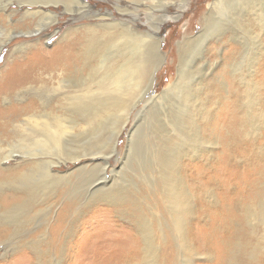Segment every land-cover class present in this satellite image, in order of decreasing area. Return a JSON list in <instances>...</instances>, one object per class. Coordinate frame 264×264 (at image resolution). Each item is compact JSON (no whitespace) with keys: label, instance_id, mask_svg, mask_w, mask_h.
<instances>
[{"label":"rangeland","instance_id":"rangeland-1","mask_svg":"<svg viewBox=\"0 0 264 264\" xmlns=\"http://www.w3.org/2000/svg\"><path fill=\"white\" fill-rule=\"evenodd\" d=\"M85 1L92 4V6L91 8H82L80 12L67 10L62 2L48 5L49 10L58 15L59 20L52 27L44 29L42 36H31L32 33L21 32V30L28 31V29L33 28L38 21V16L33 18L26 17L23 11L29 8L34 9L35 5L31 4L30 0H10L8 9L16 12L11 16L12 21L7 19V15L4 12H0V26L21 30L0 51V90L8 83V76L26 71L27 67L34 63L33 59L35 57L32 54L31 45L35 40H37V45L42 46L45 56H48L65 42L68 43L82 35L86 31V26L102 21H129L138 30L144 31L152 30L151 25L159 22L161 17H166L165 22L161 24V29L157 33V37L161 40L160 48L165 60L156 72V79L151 90L146 89V80L141 81L135 89L139 102L126 122L127 124L125 123L121 130L117 139V152L110 159L105 171L102 168H98L97 165L101 161L96 160L97 156L68 161L66 164L56 168L55 172L57 174L70 173L72 175L74 190L68 193L65 190L67 186L62 187V194L58 197L56 202L58 204L53 210L59 211L60 207L68 202L72 203L76 208L80 205L81 197H83V200L89 197L88 191L91 193L93 189L103 185H105L104 191L114 186L112 191H115L116 194L120 192L126 193L131 198H134L135 194H139L140 197L146 199V202L154 204L150 195L149 184L146 182V179H150V177L149 175L146 179L143 177L148 171L144 169L142 176L138 175L141 174L138 171L141 166L138 168L137 162H139V165L140 162L144 163L145 166L152 164L154 153H152L153 155L150 158L151 164L145 160L144 156L154 151V149L156 150L154 144H161L158 138L165 131V128L161 127L164 121L162 116H166L167 111L171 110L169 100L165 101L159 97L166 88L175 82L181 53L187 54L186 64H189L190 68H193L195 63H197V67L202 66L201 72L198 70L194 73V76L196 75L195 82H197L194 87L195 91L197 90L198 92L200 87H202L203 91L207 93L212 85L216 92V95L210 94L209 98H211V101H208L204 96L206 101L202 107L203 110L196 111L194 116H192L193 130H198L199 125L201 137L203 135L202 140L198 142L191 137L190 132L189 135L187 133L185 138L183 136L182 146V149L185 147L183 150L187 153L186 155L184 153L183 157L181 156L182 158H178V165H181V162L183 164L181 166V168L183 167L181 175L184 173L183 175L186 177L188 196L191 197L193 203L196 204L197 201L196 191L204 193L203 203H199L202 207L201 211L196 206V216L193 221L197 222V224L189 232L195 244L194 248H196L198 253L193 260L197 264H264V222L253 218L248 222L249 219L247 217L245 219V211L258 212V202L264 201V196H262L264 192V0H247V3H244L247 6V10H245L246 8L243 4H241L243 6H239V1L234 2L236 8L234 7L233 14H226L229 2L225 3L226 7L224 6V10V7L222 9L219 8V10L217 6H213L217 2L216 0ZM108 12L111 13L109 16L100 15ZM241 18L243 19L241 20ZM7 21L12 24L8 26ZM209 22L212 26L207 31H210V34L220 31L221 36L219 38L209 36V39L206 38V41L203 40L200 43L192 42L190 43L191 45L187 46L190 50L184 51L182 42L185 39H189V37L191 39L195 38ZM239 25L246 26L244 32L242 30L239 31ZM246 29L247 32L245 31ZM3 32V34H7L4 29ZM245 33L247 36H245ZM3 34L0 35L1 38L4 37ZM246 40L247 58L242 66L240 62L242 61L243 43ZM81 48L83 50V46ZM203 53L205 58L202 60V57L199 56ZM240 65L241 68H239ZM233 66H236L235 70H233ZM41 67L37 69L39 72H43L41 74L43 81L48 82L51 86H58L59 80L68 74L64 73L62 75L63 73L60 70L47 71ZM76 73L75 76L80 77V72L77 71ZM193 78L190 79L192 80ZM37 84H40V82H36ZM32 85L35 86V82ZM205 85L206 88H204ZM207 85H209L208 88ZM241 91L242 93H240ZM233 96L239 100L237 107H234L231 102ZM4 101L0 100V106L6 105ZM17 102L15 98H12L7 105ZM209 112L210 114L208 115ZM107 122L109 124L107 123L106 130L101 131L102 136L97 134L100 139L97 142L93 140L96 145H99L105 138L106 140L110 139L109 130L113 126L110 119ZM244 128L247 129L245 130ZM133 131H135L137 140L130 154L131 156L127 157L130 136ZM1 132L2 130H0V139L3 138ZM171 135H173L175 143L180 142L179 138L181 135L179 130ZM229 137L234 139L233 147L239 150L237 155L229 162L231 164H228V161L225 160L224 152V147L230 140ZM10 139L7 140L9 141ZM172 146L175 148L174 144ZM173 148L172 150L174 151ZM109 149L110 146L107 145L103 151L108 152ZM92 152L97 151L96 149H90L87 154ZM19 156L20 154H17V157ZM16 162L17 160L12 158L9 162L5 161L0 167L3 169L4 165L10 166ZM193 164L196 166L202 165V170L209 169V171H204L202 174L204 183L202 190L197 188L195 180H191L190 174L193 172ZM156 178H159L157 174ZM210 178L215 180V182L207 185ZM197 183L202 184L200 181ZM134 185L136 186L134 187ZM47 189H45L46 193L48 192ZM136 189H138L139 193H136ZM244 193L247 195V210H243V205H239L242 204ZM88 200H90L91 205L84 210L83 214L85 213V216L79 219L75 217L74 237H70L67 240L65 254L67 260L63 261L62 264H116L118 260L116 253H121L126 249L122 244L127 241H134V239L138 242H143L141 234L135 229V225H137L140 217L141 223H143L145 221L143 218L151 216L150 209L145 203L140 205V203L136 202L133 205L132 203L123 204L120 202L118 206H115L107 200H99L97 204L93 203L91 198ZM136 207L140 210L137 213L138 217L140 216L139 218H135V212L132 210V208ZM56 211L51 213L49 218L51 223L54 220V216L56 217ZM188 217L190 219L192 215H188ZM226 218L230 221L233 220V224L229 229L225 223ZM82 219H86V222L79 225ZM0 220V225L10 226L9 223L6 224L5 219L0 218ZM39 222L35 223L34 226L36 227L32 225L30 228L33 227V230L29 231L30 235L37 240L34 245L20 243L11 247V245L9 246L8 243L3 241L8 233L4 237H0V264H56L55 261L60 258L61 251L57 252L54 249L55 244L52 241V233L54 232L45 229V227L37 226ZM44 229L47 230L45 235ZM154 231L157 234L155 246H152L153 251H157L155 253V264H162V262L163 264H174L173 261L177 260L178 256L174 253L176 243L174 242L173 234L168 229L159 230V226L156 224L154 225ZM163 233L164 238H162ZM72 240L74 241L71 246ZM37 244L38 247H36ZM224 246H226V249L223 250ZM228 252L229 256L227 255ZM23 253L24 256L26 255L25 257L21 256ZM191 254L192 252L185 256L186 260L190 259ZM27 260L28 263H26ZM136 263H145L144 254Z\"/></svg>","mask_w":264,"mask_h":264},{"label":"bare ground","instance_id":"bare-ground-1","mask_svg":"<svg viewBox=\"0 0 264 264\" xmlns=\"http://www.w3.org/2000/svg\"><path fill=\"white\" fill-rule=\"evenodd\" d=\"M30 1L32 2L31 4L35 5V8H29L23 11V14L31 18L38 16V21L34 26L37 28L34 29L33 27L28 29V31L20 30L21 32L32 33L31 36H42L44 29L52 27L59 20L58 15L47 7L50 4H59L62 2L67 10L74 12H80L82 8H91L92 6V4L87 3L85 0ZM216 1V4L214 3L215 5L213 6H217V9H222L225 3L229 2L226 14H233L232 11L236 8L234 2L239 1L238 4L240 7L243 5L245 6V2L247 3V0ZM242 1L243 3H241ZM9 3L10 0H0V12H4L7 15V19L12 21L11 16L16 11H10L8 9ZM231 3H233V5H231ZM245 8V10H247V6H245ZM250 9H252V7H250ZM110 14L111 13L108 12L100 15L109 16ZM243 18H241V20ZM165 19L166 17H161L159 22L155 23V25H151L152 30L144 31L138 30L133 23L124 20H108L86 26V31H84L82 35L72 39V41L68 43L64 41L65 43L61 47L48 56H45L42 46L37 45V40H35L31 45L33 50L32 54L35 57L33 59L34 63L30 64L26 71H21L17 75L8 76V83L0 90V100H5L4 102H6L5 106H0V130H2L1 136L3 137L0 139V165L2 166L5 161L9 162L12 158L17 160V162L10 166L4 165L3 169L0 167V218L5 219L6 224H10L9 227L5 224L0 225V237H4L5 234L8 233L3 241L8 243L9 246H16V244L20 243H26L28 245L37 243V240L30 235L29 231L33 230V227L30 228L32 225L34 226L37 221H40L37 226L45 227V229L54 232L52 233V241H54L55 244L54 249L57 252L61 251L60 258L55 262L56 264H62L63 261L67 260V256H65L67 240H69L68 238L70 237H74L75 217L79 219L85 216V213L83 214L84 210L91 205L88 199L91 198L92 202L95 204H97L99 200H107L115 206H118L120 202L123 204L132 203L133 205L138 202L140 205L145 203L149 207L151 213L149 218L142 217L145 221L141 223V217L139 216V218L137 214L140 211L139 208H132L135 212V218H139L137 225L134 224L136 228L133 227L139 231L143 242H138L134 239V241H127L122 244L126 249L121 253H116L118 258L116 264H138L136 261L141 259L143 254L144 264H155V253L157 251L155 252L152 249V246H155V239L157 237L154 231L155 224L159 226V230L168 229L173 234V239L176 243L174 246V253L178 256V259L176 257L177 260L173 261L174 264H197L193 259L198 253L196 248H194L195 244L189 232L193 226L197 224V222L195 223L193 221L196 216V206L201 211L202 207L199 203H203L204 193L196 191L197 201L196 204H194L191 197L188 196L189 192L187 190L186 177L183 175L184 173L181 175V169L183 168H181V166L183 164L181 162V165H178V160L182 158V155L185 153L183 150L185 147L182 149V146L187 133L189 135L190 132L191 137L198 142L202 140L201 138L203 135L201 137V128H199V125L198 130H193L192 116H194L196 111L203 110L202 107L206 99L211 101V98H209L210 94L216 95V92L212 85L207 93L203 91L202 87H200V91H195L194 87L197 82H195L196 75L194 76V73L198 70L200 71L202 66L197 67V63H193V68H190L188 66L189 64H186L187 54L181 53L177 78L159 97L161 99L163 98L165 101L169 100L171 110L167 111L166 116H162L164 121L161 127H164L165 131L159 135L160 137L158 136V140L161 141V144H154L156 150L153 148L154 151L144 156L145 160L151 164L150 158L153 155L152 153H154L152 156V164L145 166L144 163L140 162L139 165V162H137V167L139 168V166H141L138 170L141 174L138 175L142 176L145 170L148 171L143 177L145 179L148 175L150 177V179H146V182L149 184L148 187L154 204L146 202V199L140 197L139 194H135L134 198L122 192L116 194L115 191H112L114 186L104 191L105 185H103L102 187L93 189L91 193L87 190L89 197L84 200L83 197H81L82 200L79 203L80 205L76 208L72 203L68 202L60 207L59 211L53 210L58 204L56 203L58 197L62 194V187L64 188L67 186L65 190H67L68 193L74 190V181L71 179L72 175L70 173L57 174L55 172V170H57L56 168L66 164L68 161H77L81 158L97 156L96 160L101 161V163L97 165L98 168H102V170L105 171L110 159L117 152V139L120 136L123 126L128 121L131 113L139 102V97L135 89L139 86L141 81L143 82V80H146V89L151 90L156 79V72L165 60V56L160 48L161 40L157 37V33L161 29V24L165 22ZM7 23L8 26L12 24L9 21H7ZM211 26L209 22L195 38L191 39L189 37V39H185L182 42L184 51L190 50L187 46L192 42L200 43L203 40L206 41V38L209 36H216L219 38V36H221L220 31L213 34L207 31ZM239 27V31L242 30L244 32L246 26L243 27L239 25ZM2 28L6 30L7 34H3L5 31L3 32ZM20 30H18V28L8 29L0 26V35H4L3 38L0 37V51L20 33ZM245 31L247 32V29ZM245 36H247L246 33ZM81 46H83V50ZM199 57H202L203 60L205 58L204 53ZM246 58L247 40L243 43L242 61L240 62L242 66ZM195 62L197 61L195 60ZM39 67L47 71H52L54 69L55 71L60 70V72L63 73L62 75H64V73L68 74H66V77L64 76L65 78L62 77L59 80V85L55 87L43 81V76H41L43 72H39L37 69ZM235 68L236 66H233V70H235ZM239 68H241V65ZM77 71L80 72V77L75 76ZM50 73L49 71V74ZM48 77L50 76L48 75ZM189 77H194L195 79L193 78L191 80ZM33 82H35V86L32 85ZM36 82H40V84L36 85ZM201 82L203 83L202 79ZM208 87L209 85H207V88ZM204 88H206V85ZM240 93H242V91ZM204 96L206 99H204ZM12 98H15L18 102L7 105ZM231 102L234 107H237V103L239 105V100L234 98V96L231 98ZM209 114L210 112L208 115ZM108 119H110L113 126L112 129L109 130L110 139L106 140L104 137L105 139L99 145H96L93 140L97 142L98 139H100L98 136H102L101 131L106 130ZM201 120L203 119L201 118ZM175 129H178L181 135L179 138L180 142L177 143L174 142V137L171 135L178 131ZM7 139L10 140L8 141ZM229 139L230 140L224 147V152L225 160L228 161V164H231L229 162L237 155L239 150L233 147L234 139H232V137H229ZM136 140L135 131H133L130 136L127 157L133 151ZM173 144L175 148H173ZM107 145L110 146V149L108 152H104L103 150ZM90 149H96L97 152L87 154ZM17 154H20V156L17 157ZM192 167L193 172L190 174L191 180H195L197 188L202 190L204 186L202 174L204 171H209V169L206 168L202 170V165L196 166L194 164ZM156 174L159 178H156ZM198 181L203 185L197 183ZM214 182L215 180L210 178L207 185ZM135 186L136 185H134V187ZM207 187L209 188V186ZM45 189L48 190L47 193ZM136 190V193H139L138 189ZM245 195L246 193L242 196V204H239L240 206L243 205V210H247V195L246 197ZM191 196L193 197V195ZM262 196H264V192ZM51 200L53 201L52 203ZM257 206L259 208L258 212L254 211L253 213L249 212V210L245 211V219L247 217L249 219L248 222L252 218L264 222V201L258 202ZM55 211L56 217L54 216V220L51 223L49 218L51 213H55ZM188 215H192V217L189 219ZM85 222L86 219H82L79 225ZM232 222L233 220L230 221L226 218L225 223L228 225V229L233 224ZM47 230L44 231V235ZM162 238H164V233ZM73 241L74 240L71 241V246L73 245ZM36 247H38V244ZM222 249H226V246ZM190 252H192L191 257L186 260L185 256ZM227 255L229 256V252ZM21 256H24V253ZM26 263H28V260Z\"/></svg>","mask_w":264,"mask_h":264}]
</instances>
